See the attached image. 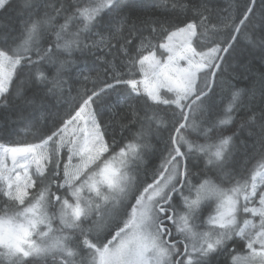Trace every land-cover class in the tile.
<instances>
[{
  "label": "snow or ice",
  "instance_id": "obj_1",
  "mask_svg": "<svg viewBox=\"0 0 264 264\" xmlns=\"http://www.w3.org/2000/svg\"><path fill=\"white\" fill-rule=\"evenodd\" d=\"M21 11L18 33L0 32V107L29 85L56 111L32 142L0 144V264H213L224 253L264 264V162L246 178L224 135L243 113L260 126L264 161V74L259 107L251 89L216 100L242 35L264 59V0L229 3L216 23L193 0H172L175 18L147 26L125 0H24ZM101 44L119 56L110 79L68 102L69 58ZM161 131L162 151L149 142Z\"/></svg>",
  "mask_w": 264,
  "mask_h": 264
},
{
  "label": "trees",
  "instance_id": "obj_2",
  "mask_svg": "<svg viewBox=\"0 0 264 264\" xmlns=\"http://www.w3.org/2000/svg\"><path fill=\"white\" fill-rule=\"evenodd\" d=\"M34 2L42 3L43 0H34ZM52 2L54 3L55 0H52ZM23 3L24 0H13L12 8L7 12L0 11V32L18 33L22 25V18H26L23 11H21ZM125 3L133 7L137 14L141 15L145 26L153 19L165 20L175 18L171 13L165 11V5L170 7L172 0H125ZM193 3L206 5L209 11L204 13L205 16H211V23H216V14L218 12L227 10L229 3L239 5L243 3V0H193ZM192 17L193 12L187 11L182 12L179 18L184 20ZM62 22L63 20H61ZM74 32L75 28H70L66 38L72 39ZM94 39L99 42L100 37L96 36ZM240 40L241 42L237 46L236 51L232 54L228 64L225 65L227 71L218 81L221 87L217 88V104L220 105L221 95L227 97L232 90L251 89L256 92L255 106L259 107V89L261 87V76L264 74V59H261V54L258 50L248 47L243 35ZM85 42L91 43V40ZM69 59L72 61V65L70 71L64 77L66 81L64 90L67 93L65 99L71 102L77 95V92L82 93L85 89H92L94 83H97L98 80L110 79V64L107 62H115L119 59V56L115 50L109 51L107 47L101 44L98 48L93 47L91 51L86 50L83 53L74 50ZM85 77H88V79L86 80ZM23 79L22 77L21 82ZM23 88L24 98L15 100L11 107H0V144L2 145L32 142L37 131L33 127V124L38 122L39 126H43L47 122L50 125L51 116L47 109H51L52 112L56 111V109L51 108V103H55L54 101L42 102L38 97H35L34 90H29V85H23ZM221 89H223V92ZM69 90L71 91L69 92ZM34 98L35 104L26 102ZM243 99L247 102L252 99V96L249 94L243 97ZM42 103L43 108L41 107ZM63 103L64 101H61V104ZM120 103L121 105L125 103L123 96H121ZM249 106L251 107L252 105L250 104ZM246 119L243 113L235 114L234 124L225 126L226 131L224 135L232 136L235 134L234 141L236 148L234 155L241 164L247 165L246 178L250 180L252 172L257 170L258 164L264 161H262L260 155V126L258 123L254 125L251 122L245 123ZM136 130H139V125ZM188 136L189 139L196 140L195 133L188 134ZM168 137L169 132L167 131H161L159 134L153 132L149 136V142L156 145L162 151ZM117 139H119V134L117 135ZM211 142L208 141V143ZM197 143L204 144L205 140L201 137L197 140ZM154 162L157 165L159 164V160H155ZM190 167L194 175L203 171V164L196 159L191 161ZM223 186L228 187L229 185L225 184ZM207 215L208 212L205 211L204 216L206 217ZM213 264H229L228 255L222 254L217 256Z\"/></svg>",
  "mask_w": 264,
  "mask_h": 264
},
{
  "label": "rangeland",
  "instance_id": "obj_3",
  "mask_svg": "<svg viewBox=\"0 0 264 264\" xmlns=\"http://www.w3.org/2000/svg\"><path fill=\"white\" fill-rule=\"evenodd\" d=\"M139 78V77H138ZM257 180L259 181V177H257ZM213 207H214V205H213ZM57 226H58V224H57ZM201 230H203V229H201ZM34 239H35V237H34ZM230 245V246H229ZM229 245H228V247H229V249L231 250V243H229ZM239 252V254H241V255H243L244 254V252L243 251H238ZM228 262H229V264H232V259H231V257L229 256V258H228Z\"/></svg>",
  "mask_w": 264,
  "mask_h": 264
},
{
  "label": "flooded vegetation",
  "instance_id": "obj_4",
  "mask_svg": "<svg viewBox=\"0 0 264 264\" xmlns=\"http://www.w3.org/2000/svg\"><path fill=\"white\" fill-rule=\"evenodd\" d=\"M231 246H232L231 249H233L235 247L233 244ZM238 251H240V250H238ZM224 254L228 255L227 253H224ZM228 258H229V255H228Z\"/></svg>",
  "mask_w": 264,
  "mask_h": 264
}]
</instances>
